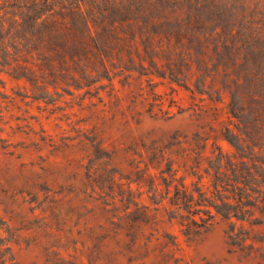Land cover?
I'll return each mask as SVG.
<instances>
[{
  "label": "rangeland",
  "instance_id": "rangeland-1",
  "mask_svg": "<svg viewBox=\"0 0 264 264\" xmlns=\"http://www.w3.org/2000/svg\"><path fill=\"white\" fill-rule=\"evenodd\" d=\"M249 1L264 26V0ZM215 38L158 48L155 62L141 44L121 48L105 60L109 78L91 53L81 65L23 58L31 72L0 65V250L18 264H264V224L218 216L189 236L148 195L168 158L180 178L198 163L203 173L219 148L237 153L227 138L239 134L230 104L245 85L244 59L215 52ZM121 191L148 223L125 222ZM233 223L250 231V255L229 245Z\"/></svg>",
  "mask_w": 264,
  "mask_h": 264
},
{
  "label": "trees",
  "instance_id": "trees-1",
  "mask_svg": "<svg viewBox=\"0 0 264 264\" xmlns=\"http://www.w3.org/2000/svg\"><path fill=\"white\" fill-rule=\"evenodd\" d=\"M1 1L0 65L14 62L15 69L26 72L31 69L21 61L29 63V56L36 55L49 66L52 58L81 65L91 60V53L102 61L104 76L109 78L105 60L113 59L116 50L131 51L141 44L155 62L158 48L171 54L185 50L188 41L189 49L196 44L202 49L214 35L218 36L212 42L215 52L222 47L227 55L234 50L242 55L245 85L243 89L238 85L230 104L239 134L230 132L227 138L237 153L230 155L219 148L203 173L198 163L180 178L175 161L168 158L159 182L149 184L148 195L153 204L165 206L170 220H179L189 236L207 233L218 216L264 224V26L257 23V7L253 9L249 0ZM82 69L87 75V66ZM188 177L197 181L188 185ZM120 195L121 202H127L125 222L133 228L140 221L148 223L132 192ZM132 205L137 208L134 212ZM228 237L231 247L252 253L255 244L247 245L250 231L233 223ZM0 264H18L11 248L0 250Z\"/></svg>",
  "mask_w": 264,
  "mask_h": 264
}]
</instances>
